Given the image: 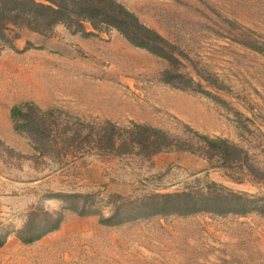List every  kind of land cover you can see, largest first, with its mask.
Returning <instances> with one entry per match:
<instances>
[{
  "label": "rangeland",
  "instance_id": "rangeland-1",
  "mask_svg": "<svg viewBox=\"0 0 264 264\" xmlns=\"http://www.w3.org/2000/svg\"><path fill=\"white\" fill-rule=\"evenodd\" d=\"M113 1L160 35L161 54L89 23L44 34L8 25L0 42V264H264V215L205 204L264 205V0ZM26 103V120L41 112L59 143L75 118L70 139L83 124L141 125L194 152L62 164L35 148L52 138L15 131L11 110ZM196 134L234 145L241 161L206 158ZM178 195L199 208L164 212L181 207ZM44 220L41 237L22 242Z\"/></svg>",
  "mask_w": 264,
  "mask_h": 264
},
{
  "label": "trees",
  "instance_id": "trees-1",
  "mask_svg": "<svg viewBox=\"0 0 264 264\" xmlns=\"http://www.w3.org/2000/svg\"><path fill=\"white\" fill-rule=\"evenodd\" d=\"M42 1L45 3H39L38 0H0V42L7 39L6 29L8 25L17 26L22 24L35 33L44 34L49 30L52 31L57 25L72 28L83 26V23H89L94 29H98L100 25L114 28L131 44L146 49L154 55L161 54L163 50L161 45L163 40L160 35L142 26L133 14L113 0ZM179 86L189 89L183 87V85ZM26 104L16 106L11 110L15 131L19 134H26L32 140L47 136L44 129L47 122L39 116L41 112L31 114L34 118L30 121L26 120L29 115H24L23 108H27L29 114L33 111L32 106ZM54 113L55 111H49L45 113V116L53 118ZM77 124L75 118H73V121L68 118L64 129L65 139L62 143L51 136H47L52 138V142L48 145L35 143L36 150L41 152V156L46 155L58 160V157L63 155L64 161L62 164L79 162L86 157L95 155L98 157H116L137 156L140 154L144 158L152 159L163 153L194 152L193 147L188 142L174 139L161 130L141 125H134L131 129H119L117 126L107 123L102 128L91 130L87 124H83L81 135L77 139H70L74 126H77ZM196 136L202 142L201 145L206 158L210 160L211 158L218 159L223 165H231L241 161L237 156V147L227 141L210 139L198 134ZM84 145L90 153L84 150L82 147ZM83 153H85L84 156H82ZM69 160L71 161L69 162ZM261 180L264 183V179ZM170 198L179 201L181 207H177L175 202L163 204L164 212H167L166 207L168 206L172 209V213L185 216L189 215L194 209H198L200 205V201L188 195L171 196ZM235 199L238 205L234 207L236 208L234 211L219 205L222 199L208 198L205 204L214 208V210L228 211L229 213H245L249 209L255 208L260 215H264V205L251 207L250 203L244 198L235 196ZM44 223H46L45 220L38 221L30 225V228L26 231L20 233L19 236L22 242L29 244L40 238L41 236H35L39 232L41 224ZM25 233H28V235H25ZM1 245L2 243H0V247Z\"/></svg>",
  "mask_w": 264,
  "mask_h": 264
},
{
  "label": "crops",
  "instance_id": "crops-1",
  "mask_svg": "<svg viewBox=\"0 0 264 264\" xmlns=\"http://www.w3.org/2000/svg\"><path fill=\"white\" fill-rule=\"evenodd\" d=\"M14 47H15V48H18L16 45H14ZM30 83H31V87H32L34 81H31ZM52 83H53V81H52ZM30 91H31V90H30Z\"/></svg>",
  "mask_w": 264,
  "mask_h": 264
}]
</instances>
